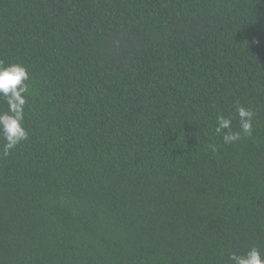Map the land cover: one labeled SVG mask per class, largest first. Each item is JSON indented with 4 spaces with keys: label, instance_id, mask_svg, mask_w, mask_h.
Segmentation results:
<instances>
[{
    "label": "trees",
    "instance_id": "1",
    "mask_svg": "<svg viewBox=\"0 0 264 264\" xmlns=\"http://www.w3.org/2000/svg\"><path fill=\"white\" fill-rule=\"evenodd\" d=\"M0 60L31 76L0 264L264 255V0H0ZM237 102L254 132L225 144Z\"/></svg>",
    "mask_w": 264,
    "mask_h": 264
},
{
    "label": "clouds",
    "instance_id": "2",
    "mask_svg": "<svg viewBox=\"0 0 264 264\" xmlns=\"http://www.w3.org/2000/svg\"><path fill=\"white\" fill-rule=\"evenodd\" d=\"M31 80L29 68L22 62L5 63L0 60V101L5 109H0V138L3 140L2 154L8 155L23 141L29 138L25 126V106L29 102ZM236 114L239 118V129H232V116L217 115L215 133L222 136L225 144L241 139V136H252L254 132L255 111L237 102ZM231 264H264L261 250L252 246L245 253H229Z\"/></svg>",
    "mask_w": 264,
    "mask_h": 264
}]
</instances>
